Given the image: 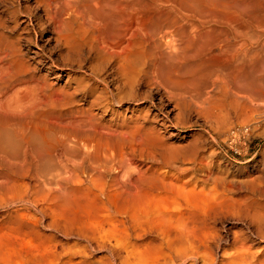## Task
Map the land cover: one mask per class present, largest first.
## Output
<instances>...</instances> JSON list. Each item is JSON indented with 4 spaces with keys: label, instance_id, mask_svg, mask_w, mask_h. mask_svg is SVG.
I'll return each instance as SVG.
<instances>
[{
    "label": "rangeland",
    "instance_id": "1",
    "mask_svg": "<svg viewBox=\"0 0 264 264\" xmlns=\"http://www.w3.org/2000/svg\"><path fill=\"white\" fill-rule=\"evenodd\" d=\"M14 1L0 0V84H12L8 91L0 93V116H25L35 125L38 116L47 113L49 117L37 123L39 129L48 125L53 130L58 127L75 134H94L114 160L108 164L106 181H101L94 175V169L102 171L98 163L80 158L66 160L56 150L53 159L62 174L49 185L38 174L35 157L12 160L0 155V264H155L152 244L142 246L153 240L149 233L137 242L134 258L129 256V245L134 244L128 230L131 207L143 224L159 208L168 210L177 226L191 229L197 218H179L177 211L199 203L198 207L206 210L221 206L218 203L222 191H216L217 181L228 192L227 200H223L238 201L242 210L248 209L249 216H256L255 222L250 223L226 214L232 220L225 221V217L224 222L215 225L216 229L227 226L231 236L251 228L252 262L264 264V101L250 103L235 89L230 74L235 67L262 70L264 0H238V7H244H239L242 12L211 8L204 10L202 17L187 19L185 13L173 11L165 0H142V13H137V0H127V9L123 0H102L111 6L116 17H125L126 28L119 37L110 35L102 23L89 15L83 7L84 0H26L22 6H27L36 17L33 16L35 23L41 21L46 29L41 36L43 42L32 40L33 35L20 18L17 25L9 18ZM175 13L185 32L183 42L175 41L172 48L154 52L145 60L147 78L138 93L147 97L137 103L139 114L125 111L124 107L134 105L125 104L117 122L121 125L135 118L142 127L134 130L133 123L128 125L127 134L118 137L125 146L119 153L118 126L106 128L111 116L89 109L91 97L84 99L76 93L72 99L60 92L61 88L67 90V81L83 74L46 69L48 64H40L42 59L34 56L35 44L45 47L46 53L59 63V54L77 45L84 57L88 56L81 46L85 42L105 52L120 53L125 46L158 41L150 33L152 18ZM138 18L143 19L139 22ZM57 39L66 42L67 49L65 45L58 47ZM21 98L26 104L22 107L18 103ZM160 103L168 113L167 121L156 115L151 106ZM150 165L161 174L168 171L170 179L179 176L176 183L184 186L185 192L203 191L201 200L160 192L141 175ZM188 169L189 172L184 171ZM168 177L165 180H170ZM73 178H79L82 184H73ZM257 225L263 236L256 235ZM222 254L217 253V264H230L226 254Z\"/></svg>",
    "mask_w": 264,
    "mask_h": 264
},
{
    "label": "bare ground",
    "instance_id": "2",
    "mask_svg": "<svg viewBox=\"0 0 264 264\" xmlns=\"http://www.w3.org/2000/svg\"><path fill=\"white\" fill-rule=\"evenodd\" d=\"M229 1L230 0H165L166 4L169 7H171L173 11L177 13L180 12L185 13L186 15L184 16V19H187V17H194V16L202 17L205 14L204 10L206 9L211 10V8L212 10L213 8L216 9L218 8L223 12H235V13L242 12L241 10L242 6H239L241 8L238 7L237 4L238 0H232L234 4ZM14 2H13V5L15 4L14 7L8 12L9 18L12 20V22H14L15 25H17V22L19 20L18 18H20L21 24L22 25L24 24L27 30H29V33L33 35L32 40H35L37 38L38 40H40V42H43V40H41V36L45 33L46 30L43 23L41 21H37L35 23L34 21L35 15H32V12L28 10L27 6L25 7L24 5L22 6V2H26V0H15ZM127 2H128L127 0L122 1V3L126 4L125 9H127ZM248 3H246V5H248ZM259 3L261 4V1ZM135 5L137 7V11H138L137 13L140 12L142 13L143 11L141 10L142 0H137ZM251 5L254 6V3L252 4L251 2ZM83 7L91 17H94L96 20H98V22L102 23L106 27L110 35H117V37L122 35L123 31L126 28V21L124 19L125 17H116L112 12L111 6L107 2H103L102 0H84ZM249 7L247 9H249ZM261 7L264 8V5ZM177 13H175L174 16H166V17L157 16L152 18V23L150 25V33L152 37L156 38L157 36L158 41H154L150 45H145L143 42H138L132 46H125L120 53H113L110 51L105 52L102 49H99L97 46H94L91 43L87 44L85 42L81 44V46H83L86 49L85 52H87V54H85V56L86 55L88 56L84 57L80 45H77L75 49L72 48L67 50L65 54L64 53H62L61 55L59 54V58H60V63H59L55 59H52V57H50L46 53V51L44 50L45 47L43 48V46H41L40 44L39 45L35 44L36 51L34 52V56L37 59H42L41 61L40 60L38 61L40 62V64L42 61L48 64L46 69H49L51 71L57 70L58 72H65V70H68V72L78 71L79 73L83 74V77L80 76L79 78L73 79L72 81H67L68 84L67 90H65V88H61L62 90H60V92H62V94L65 97L69 96L70 98H72L73 95H75L76 93L82 94V97L84 99L87 98V96L91 97V101H89L88 103L89 109L96 108L98 112H100L98 114L100 115L104 114V116L107 115L111 116L110 119L107 121L108 127L106 126V128L111 129V126H118L117 131L119 132H116L117 133L116 142L118 144L116 146L118 147L119 153H122V151H124L125 146L123 147V145L119 143L118 137L124 135L125 133L127 134L130 128L128 125L133 123L134 126L131 127V129L134 130L140 129L142 127L141 124L142 122L140 123L138 119L135 118H134L135 120L133 119L134 122L132 119L131 120L128 119L127 121H124L128 123H124L121 125H118L117 122H118V118L121 116L120 115L122 112L121 108L125 104H130V103L134 104L133 106L124 107L125 111H129L131 112V114H136V113L139 114L140 110H138L137 103L143 101L147 97V96L146 97L141 96L138 93L139 88L141 87L142 84L146 82L145 78H147V72L145 71V60L147 58H150V55L153 56L154 52H161L163 49L172 48L173 43L175 41L181 43L183 42V39L185 37V32L183 30V27L179 23V18ZM142 19L138 18L139 22H141ZM48 40H49L48 38L44 40V43H46ZM34 43H38V42L34 41ZM57 44L58 47L60 46L64 47L65 45L66 48L65 47L64 48L67 49V43L63 42V40L57 39ZM86 62H88V64H86ZM60 65H62L63 68L65 69H61L59 67ZM262 65H263L262 70L261 68L258 69V67H255L250 69V71H246V69L235 67L230 72L232 77L231 80L235 89L238 92L244 94L245 97L250 101V103H254L256 101H262V102L264 101V77H262V74H264L263 72L264 63ZM68 72L66 73L67 76L69 75ZM242 76H245L246 80L242 81ZM11 87L12 84L10 83L8 84L5 82L1 83L0 93H2L3 91L5 92L8 91ZM47 87L48 89H50L49 86ZM70 88L73 89L72 92L71 90L70 92H68ZM49 93L50 91L48 92V94ZM18 103L20 107L26 105L25 100L23 98L19 99ZM160 104L158 105L151 104V106L153 108V111L157 113L156 115L165 118L167 121L168 113H166L163 110L164 107H162L163 105ZM47 117H49L47 113L40 114L36 122L37 123L44 122V120ZM155 119L156 118H154V120ZM154 120L152 119V121ZM37 123L34 125L33 122H31V120H29L25 116H17V117L0 116V155L10 158L12 160H19L20 158L23 157L26 158L29 155L32 156V158L35 157V160H37L36 169L38 171V174L45 181V183L50 185L53 184L56 181V179L59 178L62 174V170L61 169L59 170V167L57 166L56 162L53 159V152L59 150L61 155L65 157L66 160L70 158H80L81 160H83V162L87 160L91 164L98 163L99 164L98 166H100V169L102 171H96L94 169L95 171L94 175L95 177H97V179L101 181H106V177H108L107 175L109 171L107 168H109L108 166L112 164L111 160H114V158L113 156H110L112 154L109 153L110 150H107V148L101 143L100 141L101 139L100 140L97 139L94 134L93 135L87 133L75 134L72 132L65 131L64 129L61 130V128L58 127L57 128L60 130H58L57 128L56 130H53V128L51 129L48 125L47 126L45 125V127L39 129L37 127ZM97 124H99V122L98 123L96 122V125ZM77 130L78 129H76V131ZM105 130H107L108 132V129ZM140 132L142 131L140 130ZM132 151L134 152V150ZM132 151L130 152V154L132 153ZM115 152L117 151L115 150ZM119 153L117 154V156H120ZM152 157L153 156H151L150 158L152 159ZM155 159L156 158H154V160ZM170 159L173 158L171 157ZM181 159L183 160V158ZM168 161L170 162L169 159ZM165 165H163V167ZM158 166L160 167L161 165L159 164ZM170 166L171 168H173L172 164ZM177 170L179 171V169ZM189 170L190 169L184 171L189 172ZM159 171L160 170L158 169L157 170L151 169V165H150V168L143 171L141 175L143 177H147V181H150V185L158 188V190L162 193L171 194V195H184V196L187 195L189 197H192V199L194 200L196 198L201 200V197L204 195L203 191L195 193V190L192 189L189 192H185L186 188L184 186L179 187V185H177L176 183L177 177L179 176H177L175 179H172V177L170 179V177H168L170 176L168 171L162 174L159 173ZM176 174H174V176ZM183 174L184 173L182 172V175ZM167 177L170 180L167 179L165 180V178ZM206 178L207 181H210L208 176ZM72 180H73V184H78V185L82 184V181L79 178H75V179L73 178ZM108 181L111 183L113 182L111 179ZM218 182L219 181L216 182V191H222L219 194V198L221 199V201L218 203L221 206H219L216 209L209 208L208 210H206L204 208L202 209L199 208L198 205L201 204L199 203L198 205L197 204L193 205L192 208H187L184 210L180 209L179 211H177L176 215L179 216V218H181L184 215H191L197 218V222L191 229H186L184 227H181L180 225L177 226L174 222H172V217L170 212L168 210H164V209L161 210L159 208H157V210L154 211L152 218L147 219L148 221L144 222L143 224V222L139 221L136 210L132 206L128 213V230H129V236L134 241V244L129 245L131 249L129 252V256L134 258L137 242L143 241L145 236H147V233H149L153 235V240L151 241V243H147L145 245L143 244L142 246L149 247L152 244L151 249H153L155 252V254L153 255L155 264H187V263L217 264V253L221 251L223 254L224 253L226 254V260L230 264H253L251 243L253 244L254 240L252 237V232L250 231L251 228L250 230L249 227L246 228L245 233L244 232L231 233L232 235L229 236L227 233L229 227L227 226L220 227L219 228L220 231H219L218 228L216 229L215 225L217 223H221L223 219H226L227 218L226 214L231 215L236 220L242 218L244 220L245 219H247L248 221L250 220V223L255 222L254 217L256 215L249 216L248 209H246L245 211L242 210L241 205L238 201H234L231 199L229 201H226L228 197V195L226 196L227 189L225 188V186H223L224 184L222 182L220 183ZM230 218L231 217L227 218L225 221H227ZM230 220H232V218ZM256 229H257L256 235L263 236V232L261 228L258 227V225L256 226ZM256 237L257 236H255V238Z\"/></svg>",
    "mask_w": 264,
    "mask_h": 264
}]
</instances>
